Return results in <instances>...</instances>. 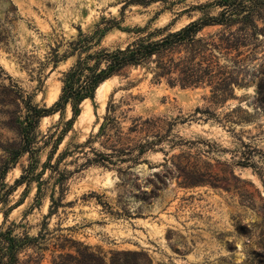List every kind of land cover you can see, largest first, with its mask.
I'll list each match as a JSON object with an SVG mask.
<instances>
[{"label":"rangeland","instance_id":"rangeland-1","mask_svg":"<svg viewBox=\"0 0 264 264\" xmlns=\"http://www.w3.org/2000/svg\"><path fill=\"white\" fill-rule=\"evenodd\" d=\"M216 1L155 0L144 6L135 0H0V146L12 145L4 183L13 189L0 202V224L7 209L9 220L30 211L27 220L40 222L50 195H58L57 175L47 163L51 143L42 147L39 141L31 177L21 184L14 183L27 169L28 154L15 159L14 150L28 96L47 107L57 99L61 71L75 60L66 56L68 42L80 32L91 35L98 25L102 36L94 48L123 46L146 24V31L167 24L176 29L205 13L215 15L220 10ZM199 4L206 6L193 7ZM260 12L256 24L264 27V7ZM108 19L116 24L107 27ZM257 37L248 65L257 77L235 87L222 104L209 101L208 88L168 86L140 68H129L126 76L98 84L72 122L69 104L41 117L38 137L67 124L51 161L64 153L54 167L60 171L77 169L85 161L83 152L91 155L89 144L79 146L88 138L105 151L95 134L110 96L128 103L122 105L128 111L119 118L121 131L138 118H149L156 119L153 132L165 135L133 164H92L67 176L62 205L47 227L59 222L65 234L107 256L113 250H142L152 264H264V89L257 88L260 79L264 87V29ZM0 157L7 158L1 147ZM39 177H49L48 184L39 186L42 193L34 201Z\"/></svg>","mask_w":264,"mask_h":264},{"label":"trees","instance_id":"trees-1","mask_svg":"<svg viewBox=\"0 0 264 264\" xmlns=\"http://www.w3.org/2000/svg\"><path fill=\"white\" fill-rule=\"evenodd\" d=\"M144 6L155 0H135ZM220 10L215 15L205 13L202 17L192 19L183 26L171 29L170 24L160 28H143L134 30L135 36L123 46L114 48H94L100 42L99 26L94 33H79L68 42L66 56H75L74 63L61 71V87L57 99L50 105L31 103L30 96L24 103V121L18 124V143L14 150L15 159L28 154V166L14 184H21L36 162L34 153L51 143L47 163L57 175L55 183L58 195H50L47 213L40 222L31 224L27 220L30 211L23 213L15 221L9 220V210L2 212L0 224V264H152L150 257L142 250H113L105 252L75 240L63 232L57 222L52 229L47 227L48 221L56 214L58 206L66 190L67 176L88 165L103 167L117 166L123 162L135 163L141 155L152 150L165 135L153 132L156 119L140 118L134 120L127 131L120 130V120L126 116L128 104L123 98L114 101L110 96L105 107V114L95 134L99 150L90 145L88 138L80 147L89 144L91 155L73 171H60L54 168L62 154L51 162L57 150L58 139L68 128L54 126L53 130L37 136L35 130L41 117L63 110L70 106L71 118L74 120L80 112V104L86 98H92L94 90L102 81L109 77L126 76L129 68H140L150 75L154 82H164L168 86L180 88H208L210 102L214 105L224 103L233 96L235 87H245L254 82L258 71L248 66L255 58L258 47L257 33L264 27H258L256 19L261 15L264 2L261 0H219L215 2ZM206 5L193 6L203 8ZM122 5L121 10H123ZM107 27L116 24L114 19L105 20ZM219 26L213 32H203L205 27ZM96 39H94V37ZM262 79L257 88L263 91ZM263 88V89H262ZM9 90V89H7ZM264 102V97L260 98ZM131 133H143L142 137L131 136ZM151 136V139H149ZM7 158L0 157V202L13 190L12 185L6 186L4 175L12 164V145L0 146ZM65 152V151H64ZM49 178V177H47ZM39 177L38 189L34 201L40 197L39 186H47L48 179ZM18 205L12 207L16 208ZM29 210H33L30 207Z\"/></svg>","mask_w":264,"mask_h":264},{"label":"bare ground","instance_id":"bare-ground-1","mask_svg":"<svg viewBox=\"0 0 264 264\" xmlns=\"http://www.w3.org/2000/svg\"><path fill=\"white\" fill-rule=\"evenodd\" d=\"M107 80H108V79L102 81V82L99 84V87L103 86V85L106 83Z\"/></svg>","mask_w":264,"mask_h":264}]
</instances>
